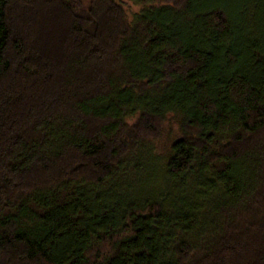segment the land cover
Listing matches in <instances>:
<instances>
[{
  "label": "trees",
  "instance_id": "1",
  "mask_svg": "<svg viewBox=\"0 0 264 264\" xmlns=\"http://www.w3.org/2000/svg\"><path fill=\"white\" fill-rule=\"evenodd\" d=\"M0 264H264V0H0Z\"/></svg>",
  "mask_w": 264,
  "mask_h": 264
}]
</instances>
